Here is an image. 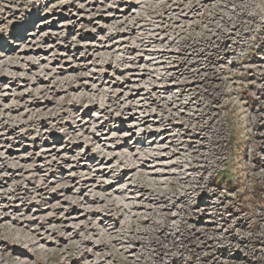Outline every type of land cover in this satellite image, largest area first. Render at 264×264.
I'll return each instance as SVG.
<instances>
[{
	"label": "rangeland",
	"instance_id": "rangeland-1",
	"mask_svg": "<svg viewBox=\"0 0 264 264\" xmlns=\"http://www.w3.org/2000/svg\"><path fill=\"white\" fill-rule=\"evenodd\" d=\"M0 71V264H264V0H0Z\"/></svg>",
	"mask_w": 264,
	"mask_h": 264
},
{
	"label": "bare ground",
	"instance_id": "bare-ground-1",
	"mask_svg": "<svg viewBox=\"0 0 264 264\" xmlns=\"http://www.w3.org/2000/svg\"><path fill=\"white\" fill-rule=\"evenodd\" d=\"M19 36V34H15L14 35V37L15 38H17ZM21 36V35H20ZM15 66H17V65H15ZM18 67V66H17ZM13 75V74H12ZM6 77H10L9 75H8V73L7 72H1L0 71V81L1 80H4ZM17 77V75H15V73H14V76H13V79H15ZM9 79V78H8ZM12 79V78H11ZM18 79V78H17ZM42 80H43V78H42ZM34 82H35V79H34ZM39 82H41V78H40V80L39 79H36V83H39ZM60 82V81H59ZM58 82V83H59ZM73 81H67V82H65V84L64 85H66V87H59L58 89H63V91H74V90H77V88L78 89H80L81 87H80V85H78L77 84V86L75 85V86H73ZM32 84V83H31ZM60 84V83H59ZM98 88V87H97ZM155 88H156V84H153V87H152V90L151 91H153V90H155ZM165 89H168V87H166ZM84 90V89H83ZM59 91H61V90H59ZM58 90H56L54 93H52V97H48V92H46V90H44V89H39V91L34 95V96H36L35 98H34V100L33 101H28V102H30V105H37L39 102H38V98H39V96L40 95H42L41 97H40V99H44V101H43V103H41V111L39 110V114L38 115H41V117L42 118H44V119H46L45 118V116H47L48 115V118L49 119H51L52 118V121H57V120H60V119H62L63 118V116L64 115H69L71 112L68 110V108H72V111L75 109V108H78V107H81V106H83V104L84 103H88V109L90 110V109H92V108H96V103L94 102V100L92 99V97H91V94H88V92H85V93H79V95L76 97V98H73V97H75V95H71V94H66V96H64V99L62 100V101H57L56 100V98H55V96H56V94H57V92H59ZM79 91V90H78ZM82 91V90H81ZM85 91V90H84ZM93 92H96L97 91V89L95 88H93V90H92ZM67 92H65V93H67ZM98 92V91H97ZM166 92V91H165ZM59 94V93H58ZM1 96V95H0ZM120 98V96H119V94L117 93V94H115L114 95V97H113V102H115V101H117L118 99ZM39 99V100H40ZM5 100V99H4ZM3 100V101H4ZM7 100V99H6ZM2 101V102H3ZM111 101V100H110ZM70 102V103H69ZM116 103V102H115ZM1 104V103H0ZM19 104V103H18ZM28 105V104H27ZM29 105V106H30ZM21 106H24V105H22L21 104ZM102 106H104V105H102ZM119 106V105H118ZM2 107V106H1ZM0 107V108H1ZM31 107V106H30ZM99 107V106H98ZM18 108H20V106L19 105H15V106H7V112H9V113H11V112H17V109ZM57 108H59V109H57ZM67 108V109H66ZM100 108H102V107H100ZM125 108H130V105L129 106H127V107H125ZM42 110H44V111H42ZM46 110V111H45ZM6 111V110H5ZM73 113V112H72ZM50 114H52V115H50ZM10 116H12V115H9V116H1V119H0V127H1V129L4 131V130H8L9 132H11L12 134H15V133H18L19 132V127H17V125H13V124H11V123H9L11 120H14L15 119V117H13V118H10ZM20 118H21V116H20ZM110 121V119L108 118L107 120H105V122L103 123V125H105V124H108V122ZM18 122H20L21 123V126L22 125H26V126H28V125H34V127H36V126H38V125H40V124H43V122H44V120L43 119H38V120H35L34 118H33V116H32V118L28 121V122H24V121H21V120H19ZM47 124V123H46ZM69 124V123H68ZM49 125H51V123H49ZM63 126H64V124H62ZM109 125V124H108ZM28 132V131H27ZM74 132V131H73ZM17 135V134H16ZM72 137H74V136H72ZM75 138V137H74ZM77 139V138H76ZM71 140H73V139H71ZM72 143V142H71ZM74 143V142H73ZM139 155H141V154H139ZM144 157H145V155H144ZM140 158H141V156H140ZM141 161L142 160H144V158H142V159H140ZM120 163H121V161H119ZM142 166V165H141ZM141 166H135V167H133V168H125V169H123V170H117L118 169V167H114L115 168V171H119V177L120 178H122L125 174H129V176H131L132 175V173L133 172H135V171H137V168L138 167H141ZM1 168V167H0ZM5 171H8L9 173H10V176H7V179H5V181L3 182L4 184H6L7 183V181H9V180H12L13 178H15V176H19V177H21L22 175H17V173L19 172V170H15V169H13V171L11 170L10 171V169H9V167L7 168L6 166H4V168H3ZM112 170V169H111ZM136 173H138V174H136ZM135 174L138 176V175H140V176H143L142 174H139V171H137ZM134 177V175H132V177H130V178H133ZM5 178V177H4ZM133 182L134 183H137V178H136V180H133ZM0 185H2V181L0 182ZM41 187H43V183L40 185V187L38 188V191L39 190H43ZM137 189H139L140 187L137 185V187H136ZM21 188H15L13 191H11L10 193H9V195H11L13 198H15L16 199V195L18 194V190H20ZM30 192L31 191H29L28 190V188H27V190H26V199H22L23 200V202H26V201H28V199H29V194H30ZM32 193H35L36 194V188H34V190L32 191ZM149 193H151L150 191H149ZM25 194H24V196H25ZM3 201V200H2ZM99 202H104V207H96V208H94V209H92V210H89V212H88V216L89 217H92V216H97L96 214H100V216L101 217H104L103 219H97V221L98 222H103V221H109V222H112V221H114V220H112V219H110L111 217V215L110 214H108V215H102L101 214V212H104V213H109L110 212V210L109 209H111V210H114V211H121L120 209H122L123 207H124V205H118V206H115V202L114 203H112L113 201H111V202H109V201H107L106 199H100V198H95L91 203H99ZM32 203V202H31ZM9 206H11L10 204H8V202H6V204H4L3 205V207H2V212L0 213V215H4V217L3 218H0V231H2V230H4L5 228H6V225L7 224H2V223H4V222H2L5 218H7V216H6V214L8 213L7 211H6V209L7 208H9ZM20 207H22L21 205H17V207H12V209L14 210V211H19L21 208ZM112 207H113V209H112ZM20 208V209H19ZM42 228L43 227H37V228H35L34 229V231L38 234V236L40 235V236H42V239H40L39 237L37 238V236L36 235H34L35 236V238L36 239H38L39 241H37L34 237H31V234H29V236L31 237L30 239H35V241L36 242H22V241H20V242H22L23 244H28V247H31L32 249H35V252H37V251H41L42 253H45V252H47L48 251V249L49 248H47V247H43V248H41V247H39L40 245L39 244H42V243H44L43 242V239H46V241H47V243H48V241H49V236H47L46 238H43V237H45V235H44V233L42 232ZM92 229H94V231H96L97 232V230H98V226L96 225V227L95 228H92ZM33 231V232H34ZM46 234V233H45ZM51 234H56V235H59V231H56V232H54V231H52L51 232ZM70 240V235H69V237H67V240ZM9 240H11V239H9ZM11 241H7V243L9 244ZM13 242V241H12ZM11 242V243H12ZM15 242V241H14ZM19 242V241H18ZM18 242H15V243H18ZM22 243H20V245H22ZM13 244V243H12ZM44 244H46V243H44ZM38 246V247H37ZM19 246L17 245V244H15V248H18ZM37 247V248H36ZM22 251H23V249H21ZM100 264V263H99Z\"/></svg>",
	"mask_w": 264,
	"mask_h": 264
}]
</instances>
